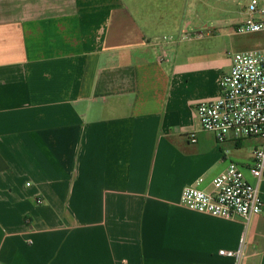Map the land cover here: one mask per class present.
Segmentation results:
<instances>
[{
	"label": "crops",
	"instance_id": "0c3cea01",
	"mask_svg": "<svg viewBox=\"0 0 264 264\" xmlns=\"http://www.w3.org/2000/svg\"><path fill=\"white\" fill-rule=\"evenodd\" d=\"M202 3L0 0V264H264V178L247 223L180 203L263 143L196 118L249 50Z\"/></svg>",
	"mask_w": 264,
	"mask_h": 264
},
{
	"label": "built area",
	"instance_id": "2783aa9c",
	"mask_svg": "<svg viewBox=\"0 0 264 264\" xmlns=\"http://www.w3.org/2000/svg\"><path fill=\"white\" fill-rule=\"evenodd\" d=\"M247 11L248 18L235 25L234 32H264V17H254L264 15V0H251ZM195 115L201 129L214 134L219 144L229 138H260L263 143L254 149L248 168L253 182L247 179L242 167L229 158L228 150H224L225 169L204 187H200L203 178H198L196 184L184 186L180 203L200 213L238 217L247 223L262 211L259 185L264 178V47L234 52L231 68L220 80V95L198 102ZM218 254L232 259V264H244V235L235 249H219Z\"/></svg>",
	"mask_w": 264,
	"mask_h": 264
},
{
	"label": "rangeland",
	"instance_id": "374dc122",
	"mask_svg": "<svg viewBox=\"0 0 264 264\" xmlns=\"http://www.w3.org/2000/svg\"><path fill=\"white\" fill-rule=\"evenodd\" d=\"M204 1L211 2L212 6H205ZM250 2L251 0H203L201 9L199 10L201 19L217 18L220 20L218 21V25L223 28L224 32H228L229 30L233 31V28L231 27L233 22L241 23L248 18L249 14L247 8ZM215 6L217 7V10L215 9ZM257 16L264 17V15H254L255 18H258ZM238 38L244 39L248 42V49L264 47V34H243L239 35Z\"/></svg>",
	"mask_w": 264,
	"mask_h": 264
}]
</instances>
